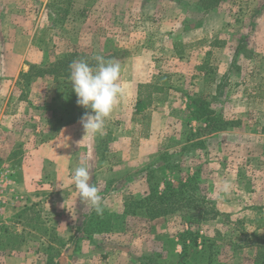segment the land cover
Returning <instances> with one entry per match:
<instances>
[{
  "label": "rangeland",
  "instance_id": "1",
  "mask_svg": "<svg viewBox=\"0 0 264 264\" xmlns=\"http://www.w3.org/2000/svg\"><path fill=\"white\" fill-rule=\"evenodd\" d=\"M96 56L121 64L125 91L93 136L69 66L95 67ZM156 81L166 92L136 114L138 86ZM200 108L215 120L197 119ZM82 162L101 215L71 178ZM179 182L197 201L156 220L125 214L132 198ZM6 226L20 236L9 247ZM187 230L198 246L183 254ZM48 254L55 264H264V0H0V264Z\"/></svg>",
  "mask_w": 264,
  "mask_h": 264
},
{
  "label": "clouds",
  "instance_id": "2",
  "mask_svg": "<svg viewBox=\"0 0 264 264\" xmlns=\"http://www.w3.org/2000/svg\"><path fill=\"white\" fill-rule=\"evenodd\" d=\"M97 65L91 66L86 60L71 63L70 80L77 96V104L91 109L81 118L86 135L103 134L105 121L124 95L120 83L121 64L114 60H105L96 56ZM93 173L88 162H82L72 171V180L79 191L80 200L90 204L98 215L103 213L102 196L99 188L91 182ZM230 184L225 182L223 190L227 192Z\"/></svg>",
  "mask_w": 264,
  "mask_h": 264
},
{
  "label": "trees",
  "instance_id": "3",
  "mask_svg": "<svg viewBox=\"0 0 264 264\" xmlns=\"http://www.w3.org/2000/svg\"><path fill=\"white\" fill-rule=\"evenodd\" d=\"M160 81L140 84L138 86L139 91L135 104L136 114H141L152 107L155 98L166 92V86ZM198 111L201 113V115L198 116L197 119H202L205 117L204 119L206 121L215 120V113L213 110L209 108H200ZM189 186H191V184L179 182L178 185L167 183L165 189L163 190L152 189L145 197L140 199L132 198L131 201L126 203L125 214L140 216L148 220H156L171 213L175 214L177 213V210H180V208L191 205L190 203H194L193 201H197L195 196L187 197L188 194L185 188H188ZM202 202L205 203V199H203ZM39 219L36 222L35 229L36 234L42 236L43 233H47V229L45 227V223L41 222ZM10 229L11 228L9 226L5 227V234L3 237V239L6 240V242L3 240L4 244L8 247L13 246L12 238L20 240L19 234L14 233L13 237L10 235ZM179 238L182 241L181 246L183 254L186 253L189 245H192V247L198 246V235L193 233L191 230L180 233ZM54 240H59L56 234ZM55 245H57V242L54 243L53 241H50L45 251L48 253L49 251L55 249L54 254L56 253L55 255L59 256L61 254V247H55ZM54 256L52 254H48L47 264H55ZM255 264H259V261H256Z\"/></svg>",
  "mask_w": 264,
  "mask_h": 264
}]
</instances>
